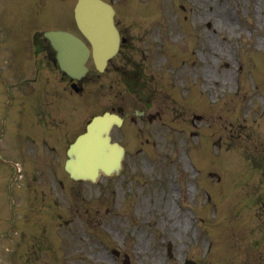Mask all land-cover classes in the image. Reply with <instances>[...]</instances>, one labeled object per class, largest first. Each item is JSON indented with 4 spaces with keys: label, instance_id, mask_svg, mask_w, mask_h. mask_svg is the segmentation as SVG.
I'll use <instances>...</instances> for the list:
<instances>
[{
    "label": "rangeland",
    "instance_id": "374dc122",
    "mask_svg": "<svg viewBox=\"0 0 264 264\" xmlns=\"http://www.w3.org/2000/svg\"><path fill=\"white\" fill-rule=\"evenodd\" d=\"M112 1L132 37V59L119 73L90 77L77 94L31 44L43 23L74 27L75 0H0V67L13 76L14 106L24 103L25 82L38 79L26 109L50 106L46 126L62 136L42 150L22 139L8 146L17 128L28 129L25 112L12 107L0 150L21 166L12 186L18 226L9 231V204L0 200V264H125L124 253L127 264H264V0ZM134 12L155 17L153 26L134 22ZM249 49L260 57L246 73L238 65ZM139 98L161 118L116 131L126 148L122 173L69 179L71 135L92 114L117 103L130 110ZM6 99L0 85V129ZM12 173L0 164L4 197ZM201 194L209 202L193 205Z\"/></svg>",
    "mask_w": 264,
    "mask_h": 264
},
{
    "label": "water",
    "instance_id": "95a60500",
    "mask_svg": "<svg viewBox=\"0 0 264 264\" xmlns=\"http://www.w3.org/2000/svg\"><path fill=\"white\" fill-rule=\"evenodd\" d=\"M104 8L108 9V6L98 0H79L75 11L77 23L90 39L96 54L104 46H107L106 49L109 48V52L115 49L114 37L108 31V25L111 27L112 24L108 22L106 15H101L98 12ZM48 34L52 41L59 46L61 54L63 51L65 64L62 67L67 71L70 69L81 71L87 54L81 41L69 33L50 32ZM106 52L105 50L104 53ZM117 119L115 114L107 112L94 117L87 127V132L71 146L69 150L71 158L67 162V168L73 176L95 179L99 170L106 173L117 171L123 149L116 142L111 143L108 135L111 124Z\"/></svg>",
    "mask_w": 264,
    "mask_h": 264
}]
</instances>
